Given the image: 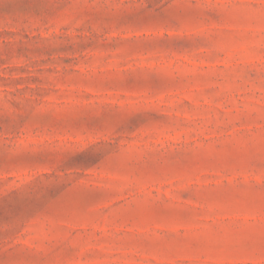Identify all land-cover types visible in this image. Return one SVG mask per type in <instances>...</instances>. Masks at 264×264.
Listing matches in <instances>:
<instances>
[{
    "label": "rangeland",
    "instance_id": "374dc122",
    "mask_svg": "<svg viewBox=\"0 0 264 264\" xmlns=\"http://www.w3.org/2000/svg\"><path fill=\"white\" fill-rule=\"evenodd\" d=\"M0 264H264V0H0Z\"/></svg>",
    "mask_w": 264,
    "mask_h": 264
}]
</instances>
